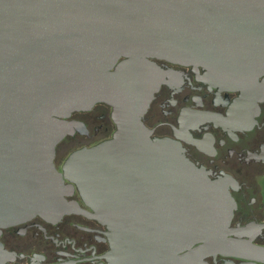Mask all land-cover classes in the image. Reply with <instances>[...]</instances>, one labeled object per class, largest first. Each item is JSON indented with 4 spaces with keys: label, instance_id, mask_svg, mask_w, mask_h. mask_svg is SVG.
I'll list each match as a JSON object with an SVG mask.
<instances>
[{
    "label": "water",
    "instance_id": "1",
    "mask_svg": "<svg viewBox=\"0 0 264 264\" xmlns=\"http://www.w3.org/2000/svg\"><path fill=\"white\" fill-rule=\"evenodd\" d=\"M151 59L202 68L227 90L255 85L264 0H0V228L74 209L67 180L117 264H168L195 244L264 262V248L228 238L239 233L226 188L141 123L159 86ZM97 103L116 131L58 172L56 146L83 129L68 118Z\"/></svg>",
    "mask_w": 264,
    "mask_h": 264
},
{
    "label": "flooded vegetation",
    "instance_id": "2",
    "mask_svg": "<svg viewBox=\"0 0 264 264\" xmlns=\"http://www.w3.org/2000/svg\"><path fill=\"white\" fill-rule=\"evenodd\" d=\"M154 66L151 94L140 121L150 138L169 139L201 169L221 183L235 204L229 239L264 248V76L244 90H227L205 79L202 68L149 60ZM82 132L55 148L58 172L66 158L111 138L116 124L111 108L97 103L68 118ZM64 200L74 209L59 219L33 217L0 228V264H117L111 257L110 231L94 217L76 186L64 180ZM195 244L168 264H264L244 250L214 253Z\"/></svg>",
    "mask_w": 264,
    "mask_h": 264
}]
</instances>
